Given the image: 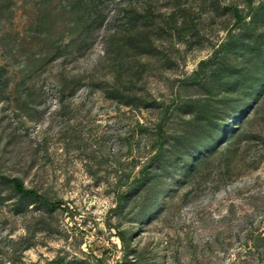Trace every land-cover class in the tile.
<instances>
[{
    "label": "rangeland",
    "instance_id": "1",
    "mask_svg": "<svg viewBox=\"0 0 264 264\" xmlns=\"http://www.w3.org/2000/svg\"><path fill=\"white\" fill-rule=\"evenodd\" d=\"M63 5L0 0V264H264V79L233 82L264 0H112L82 53ZM124 7L157 16L128 103L96 86Z\"/></svg>",
    "mask_w": 264,
    "mask_h": 264
},
{
    "label": "trees",
    "instance_id": "2",
    "mask_svg": "<svg viewBox=\"0 0 264 264\" xmlns=\"http://www.w3.org/2000/svg\"><path fill=\"white\" fill-rule=\"evenodd\" d=\"M66 5L60 7L61 13H57L58 7H53L50 18L51 30H53L54 23L57 17L65 18L74 14V19H69L68 24L72 26L68 29L71 33L77 34L79 36V43H74L76 45V51L82 53L90 48V44L87 42L92 39L93 34L98 30L104 22V10L107 2H112V0H65ZM71 8L72 12H68L67 9ZM77 10V13L75 11ZM153 8L146 9L142 7L141 9L136 8H122L120 9V16L117 18L116 29L110 33L106 40L105 48V58L104 63L107 64V69L113 76V82H104L102 84H97V88H100L103 92L105 98L110 100H117L120 102L128 103L126 100L129 97L128 94L129 87L123 81V77H126V81L132 83L133 77L137 76L136 70H133L138 63L139 56L150 54L153 51V34L157 31V25L154 23L155 17H157L152 10ZM55 15V16H54ZM172 27H170L171 29ZM254 40L247 43H237L239 45L238 60H240V68L236 71L240 77L234 79V83L247 84L249 80L256 78V81L262 82L264 76L261 78V72L264 71V32L253 34ZM232 42V41H231ZM67 49L69 46L66 47ZM233 74V73H230ZM229 74V76H230ZM4 77V71L0 68V86L3 87L5 84L2 79ZM222 79L224 77H221ZM230 80V79H229ZM227 79V82L229 81ZM222 112V111H221ZM216 118V117H215ZM215 118H212L213 120ZM218 118V117H217ZM220 123H218L219 125ZM207 131V130H206ZM204 131V133L206 132ZM203 138L208 135H212L211 132L207 131ZM243 134V133H242ZM201 136V135H199ZM198 136V137H199ZM188 138H191L188 137ZM209 139V138H208ZM207 139V140H208ZM183 141V138H179V142ZM186 144L182 143V147L179 145L175 147L172 151V156H180L179 161L185 162L183 159V147L186 149L187 154L192 157L193 152H191L193 141ZM212 144L205 148L201 152V156L205 154H210L215 150V142L217 141V136L212 135V139H209ZM181 141V142H182ZM214 146V147H213ZM203 162L200 159L195 167ZM10 184L13 192L21 197L32 198L37 202L42 203L49 209H56L59 207L58 203H53L48 201L46 198L38 194L33 189H27L24 187L21 180L17 177L4 178ZM139 188L133 187L131 189L132 195L139 193ZM121 242L124 243V239L121 236ZM27 247H24L26 249Z\"/></svg>",
    "mask_w": 264,
    "mask_h": 264
}]
</instances>
